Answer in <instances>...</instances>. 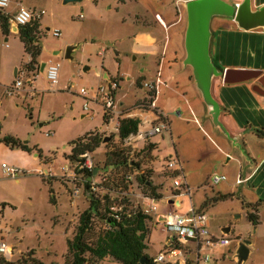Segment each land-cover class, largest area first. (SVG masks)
I'll return each instance as SVG.
<instances>
[{
	"label": "rangeland",
	"instance_id": "obj_1",
	"mask_svg": "<svg viewBox=\"0 0 264 264\" xmlns=\"http://www.w3.org/2000/svg\"><path fill=\"white\" fill-rule=\"evenodd\" d=\"M221 1L235 6L240 0ZM185 2L79 0L64 4L63 0H10L8 12H14L16 4H20L44 11V15L39 19L40 37L36 42L40 47L39 63L31 68L30 58L18 35L5 36L0 29V240L12 248L9 264H38V261L40 264H64L67 240L73 236L78 218L89 204L79 195L71 206L64 180L56 181L57 178L51 175L60 177L64 159L77 139L89 133L98 137L107 135L115 127L117 114L144 112L137 107L142 104L146 91L142 82L153 79L157 68L153 58L139 52L141 44H136L134 37L146 32L159 37L169 35L174 46L180 45L182 41L178 40V35H183L182 26L187 19ZM160 14L168 23L181 21L165 36L157 25ZM230 20L224 16H212L209 30L219 28L221 24L231 25ZM68 47L72 48L70 59L65 58ZM103 51L101 57L99 53ZM50 63L59 65L58 83L53 88L46 79L45 68L41 70L42 64ZM224 64L237 65L239 61L230 57L219 63L221 67ZM15 70L25 72L27 76L22 79L23 86L8 95L7 89L16 79ZM172 72L178 74V68ZM27 77L32 79V86L26 84ZM110 79L116 80L119 88L114 94V114L106 124L102 118L104 109L94 101V96L98 89L106 88ZM219 82L211 75L212 84ZM181 84L184 86L185 82ZM81 89L86 92L88 101L79 94ZM160 93L161 100L168 97V92L163 93L161 89ZM186 94H189L187 90ZM186 99L192 106L194 100L189 96ZM171 106L167 110H179L182 115L178 118L168 113L174 143L164 134L159 155L165 161L168 155L175 156V148L195 209L211 216L213 234L218 235L221 227L230 229L225 233L230 244L214 256L217 264H238L234 256L238 245L244 241L250 242L247 246L249 252L241 264H264V213L254 228L246 220L239 201L223 199L213 202L218 192L226 187L224 182L213 187L210 178L214 175L229 178L233 163L224 167V157L218 150H224V147L208 129L201 111L195 110L191 115L182 101ZM5 137L18 140L27 146L29 152L6 146ZM130 149L119 141L110 140L100 145L92 158L102 166L106 154L114 150L125 153ZM145 150L131 158L142 164L143 171L151 169L152 174L147 179L159 185L164 197L169 196L167 188L172 175L162 173L163 162L153 164ZM2 165L14 169L16 176L6 175ZM207 200L210 203L204 208ZM158 206L163 211L165 203L160 201ZM183 206L184 211L189 207L186 198ZM92 223L94 232L101 230L100 224ZM148 228L151 233L145 252L154 261L163 250L166 234L161 226L154 228L148 224ZM29 253L32 256H28ZM98 264L117 263L107 258Z\"/></svg>",
	"mask_w": 264,
	"mask_h": 264
},
{
	"label": "built area",
	"instance_id": "obj_2",
	"mask_svg": "<svg viewBox=\"0 0 264 264\" xmlns=\"http://www.w3.org/2000/svg\"><path fill=\"white\" fill-rule=\"evenodd\" d=\"M9 4L10 0H0V13L8 17L10 30L15 32L31 21L39 20L44 14V11H35L23 6H18L14 13H10L7 11ZM54 34L57 36V33ZM58 71V64L51 63L45 66L46 79L51 87L57 84ZM25 76H27L25 72L20 70L17 72L15 81L7 89L8 95L23 86L22 79ZM160 77V73H157L153 81L145 82L142 85L147 92L142 100V105L146 108L145 112H140L143 116L132 118L131 114L124 117L137 120L136 132L121 140L118 137L120 118L117 114L113 131L104 135L110 138L107 143L110 140L112 142L119 141L125 147L131 148L129 151L131 156L127 160L126 169L124 170L120 166L112 168L105 167V164L102 166L96 164L92 154L88 152L75 159L71 158L69 154L61 167V178L68 185L67 194L70 200L81 195L87 199L89 204L91 197L95 196L103 205L106 204L107 209L105 208L101 213L103 218L120 223L127 222L136 213H140L149 218L148 223L163 227L166 234L165 244L162 252L154 259L155 264H215V254L227 247L230 240L224 234L220 236L212 234L209 215L203 210L195 209L180 161L175 156H168L165 161L163 160L162 173L172 175L170 187L167 189L169 196L162 198V194L157 193L165 203L163 211L158 206V198L151 196L144 189L147 184L142 186L137 181V177L143 174V170L140 168L141 163L131 157L146 147H154L153 139L155 137L170 134L168 117L156 105L159 87L164 84ZM26 84L32 86V79L28 78ZM118 88V82L110 79L106 88L98 89L94 96V101L102 105L104 113L109 119L114 114L112 111L114 94ZM79 94L88 101L84 90L81 89ZM173 112L176 117H181L179 110ZM2 168L9 177L16 176L14 169L5 165H2ZM139 168L142 171L140 173L138 172ZM224 180L225 177L219 175L210 178L213 187ZM241 182L238 180V183ZM182 196L187 197L189 202V207L185 211L181 200ZM92 222H100L102 231L110 229V221L92 218ZM11 256L12 248L0 240V258L8 263Z\"/></svg>",
	"mask_w": 264,
	"mask_h": 264
},
{
	"label": "crops",
	"instance_id": "obj_3",
	"mask_svg": "<svg viewBox=\"0 0 264 264\" xmlns=\"http://www.w3.org/2000/svg\"><path fill=\"white\" fill-rule=\"evenodd\" d=\"M189 1L192 0H186L185 2V10L186 5ZM241 1L242 0L235 2V5H239ZM18 6L22 5L16 4L15 10ZM262 6H264V0H250L251 11L254 12ZM165 13L166 12L163 11L164 15ZM164 15L161 16L160 14V23H156L161 27L162 31L165 33V36L172 27H174L175 25H179L181 21H179L178 19L172 23H168L166 22ZM230 19L231 25L221 24L219 28L209 30L210 59L215 62L214 65L219 68V72H221L220 70L224 69H241L261 71L262 75H264V28H256L250 31H244L238 27V25L232 20V18ZM182 30L183 35H178V40L182 42L177 46L173 45L174 42H171L169 35H166L165 37H159L146 32L145 34L135 35L134 37L135 43L141 44L142 50H139V52L144 53L154 59V63L157 68L155 74L160 73V78L164 83L159 87V95L156 105L167 115L170 122V134H168V136L173 144L174 142L172 138L171 121L169 119L168 113H171L173 116L175 115L173 112L174 110H167L168 107H172L171 105L176 106L180 101H182V103L184 102L187 105L186 110H188L191 115H193V111L195 110L199 112L201 111V114H203L202 117L205 120L208 129L224 147V150H222L221 148L218 149L220 154L224 157V167L227 168L231 165L229 163H233V165H231V170L229 171V178H226L224 176L225 180L223 182L224 188L226 187V189H224V191H219V194L216 196H231L229 199H235L239 201L245 217L248 213H255L259 219L261 217V213H264V137L258 136L257 131L264 130V92H254L253 87L258 86L262 89V91H264V88L262 87V85L257 84L258 80H251L248 82L228 85L222 82L221 76L216 77V79L220 80V82L216 85L211 83L210 89L213 99L219 106V114L215 123L212 113V107L204 102L202 94L198 89L193 77L192 68L189 65L185 64V60L187 57L185 49L187 19L182 26ZM17 33L18 31L15 32L13 30H10V34L17 35ZM103 54L104 51L102 53H99L101 57H103ZM230 57L235 58L237 62L239 61V64H224V66L222 65V67L219 65L220 62L224 63L225 59H229ZM45 66L46 65L44 64V68ZM175 67L178 68V74L172 72ZM14 72V75L16 76L18 70H15ZM105 78L107 79L108 76L105 75ZM154 78L148 81L144 80L142 82V85L145 82L153 81ZM182 82H185L184 86L181 84ZM142 88L145 89L143 86ZM161 89L163 90V93L164 91L168 92V97L165 100H161L160 98ZM186 90L189 94H186ZM146 93L147 92L145 91L142 96L143 99ZM187 96H189L190 99L192 98L194 100L192 106L189 105L188 100L186 99ZM132 115V118H134L135 116H143L140 112L133 113ZM104 123L107 124L108 122ZM108 133L109 132H107V134ZM101 138V145L106 144L109 141L108 140L104 143V139H110L109 137H106L104 135H102ZM162 141L163 136L155 137L153 139V143L155 144V146L152 147L151 154L149 155L152 158L153 164L159 165L160 162H163L162 157L159 155V153L161 152L160 143ZM173 151L175 157L178 159L175 148H173ZM154 154H157V156H154ZM140 168L142 169V164ZM51 177L57 178L56 181H58V179L61 178V175L60 177H56V175L53 174L51 175ZM238 180L242 182L238 183ZM64 184L68 188L66 182H64ZM153 185L157 188L156 194H163V192H160L161 189L159 185ZM162 196L164 197V195ZM184 198L187 199V197L182 196V202L184 201ZM74 200L75 199H69V203L71 206L74 204ZM158 200L159 202L163 201V199L161 198ZM203 207L206 208L207 206H204L203 204ZM209 217L211 222V216ZM150 225L154 226L153 224ZM157 227L158 226H154V228ZM224 229L226 228L221 227L220 233L218 235H214H225V233L223 232ZM236 256L237 250L234 256L235 259L237 258ZM215 264H217V260Z\"/></svg>",
	"mask_w": 264,
	"mask_h": 264
},
{
	"label": "trees",
	"instance_id": "obj_4",
	"mask_svg": "<svg viewBox=\"0 0 264 264\" xmlns=\"http://www.w3.org/2000/svg\"><path fill=\"white\" fill-rule=\"evenodd\" d=\"M40 24L39 20H33L24 27L19 28L18 38L23 45L24 52L29 56V66L36 65L38 57L40 55V47L36 43L40 37ZM0 29L3 35L8 36L10 34V27L8 17L0 13ZM221 73L223 70H220ZM137 80L136 84L138 83ZM140 110L146 111V108L142 104L137 105ZM131 113H122L119 115L120 126L118 129V137L123 140L130 134H134L137 129V120L132 118H124ZM104 122H109V118L106 114H103ZM257 135L264 137V130L257 131ZM3 142L10 148L20 149L24 152H29L26 145H23L18 140L12 137H5ZM102 138L97 135L86 134L83 138L77 139L72 143L74 148L71 149L70 157L77 158L84 153H93L100 147ZM146 152L149 154L152 151V147H146ZM130 152H123L122 150H114L105 156V167H122L124 170L127 166V160L130 159ZM129 156V157H128ZM136 164V163H135ZM137 169V168H136ZM138 172H142L138 169ZM152 174L151 169H146L143 174L137 177V181L140 185L144 186V189L155 198L160 199L161 196L156 194L157 188L153 185L149 178ZM148 182V183H147ZM231 196H217L213 199V202L218 200L229 199ZM210 203L209 200L205 201L204 206ZM106 208V204L103 205L98 197L92 196L90 203L86 210H84L77 222L74 234L71 239L67 240V252L64 257V264H98L106 258L114 260L117 264H140V260L145 257L150 264H155L152 259L146 255L147 250L146 239L150 234L148 228L149 218L136 213L135 216L125 222L117 223L112 219L103 218L101 213ZM107 209V208H106ZM94 216V217H93ZM92 218L98 220L110 221V229L100 230L94 232ZM246 220L253 227L259 224V219L255 213H248ZM100 224V222H98ZM33 254V253H32ZM28 256H32L31 253ZM35 263V261H33ZM37 262V260H36ZM0 264H9L0 258ZM38 264L40 262L38 261Z\"/></svg>",
	"mask_w": 264,
	"mask_h": 264
},
{
	"label": "water",
	"instance_id": "obj_5",
	"mask_svg": "<svg viewBox=\"0 0 264 264\" xmlns=\"http://www.w3.org/2000/svg\"><path fill=\"white\" fill-rule=\"evenodd\" d=\"M79 0H63V3L76 2ZM187 30L185 37L186 60L185 64L192 68V74L196 85L200 90L203 100L212 107L213 118L216 123L219 114V106L211 95V75L221 76L224 84H238L251 80H258L264 83V75L261 71L224 69L221 72L211 63L209 57V23L212 16H224L232 18L238 27L244 31L256 28H264V6L256 11H251L250 0H244L241 4L229 6L221 0H192L186 5ZM72 48L66 49L65 58L70 59ZM44 64L41 65L43 70ZM86 69H84L85 71ZM15 74V72H14ZM261 82V83H262ZM264 88V84H262ZM253 91L263 93L258 86ZM264 94V93H263ZM109 139H104V143ZM228 233L229 229L223 231ZM248 241L239 244L237 249V262L241 264L248 257ZM140 264H150L147 258L143 257Z\"/></svg>",
	"mask_w": 264,
	"mask_h": 264
},
{
	"label": "flooded vegetation",
	"instance_id": "obj_6",
	"mask_svg": "<svg viewBox=\"0 0 264 264\" xmlns=\"http://www.w3.org/2000/svg\"><path fill=\"white\" fill-rule=\"evenodd\" d=\"M214 66H216V65H214ZM217 67V66H216ZM217 70H219V68L217 67ZM262 82V81H261ZM261 82H258L257 84H259V85H262V84H264L263 82L261 83Z\"/></svg>",
	"mask_w": 264,
	"mask_h": 264
}]
</instances>
